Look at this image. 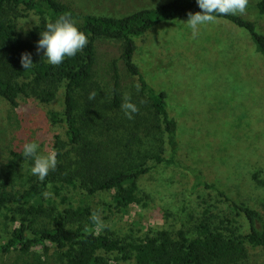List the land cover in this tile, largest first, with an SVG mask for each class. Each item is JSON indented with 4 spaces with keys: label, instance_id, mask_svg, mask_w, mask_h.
<instances>
[{
    "label": "trees",
    "instance_id": "1",
    "mask_svg": "<svg viewBox=\"0 0 264 264\" xmlns=\"http://www.w3.org/2000/svg\"><path fill=\"white\" fill-rule=\"evenodd\" d=\"M19 5L37 13L41 21L24 37L17 21L0 13V96L14 107L19 106L21 95L50 103L63 87L62 110L51 111L50 118L63 127L64 135H55V170L43 182L22 189L13 186L16 168L34 161L25 159L22 150L11 151L8 177L0 179V220L9 227L0 240V264H54L52 255L60 264H112L113 257L133 264H264L263 258L254 259L255 251L264 250V215L231 201L205 171L182 155L178 120L168 108L166 94L148 82L134 58L137 39L162 21L200 11L196 0H171L123 16L84 13L61 0H0V12ZM255 5L264 14V0ZM61 16L70 17L87 35L88 44L53 66L36 46L46 25ZM220 17L248 30L264 55V34L257 31L255 21L239 15ZM102 38L123 42L120 59L140 86L139 93L130 97L139 108L131 120L121 109L124 91L118 59L112 61L110 89L95 79L97 43ZM23 52L31 53L34 64L29 69L21 66ZM93 91L96 95L90 100ZM159 165L185 169L193 177L191 191L203 187L218 192L230 212L204 200L192 228L148 226L133 237L109 228L101 231L90 219L89 205L59 209L44 201L45 187L56 182L89 195L113 192L114 208L125 214L133 204H149L151 194L143 192L140 179Z\"/></svg>",
    "mask_w": 264,
    "mask_h": 264
},
{
    "label": "rangeland",
    "instance_id": "2",
    "mask_svg": "<svg viewBox=\"0 0 264 264\" xmlns=\"http://www.w3.org/2000/svg\"><path fill=\"white\" fill-rule=\"evenodd\" d=\"M61 1L84 13L123 16L171 0ZM258 1L249 0L243 17L255 21L257 31L264 34V14L255 5ZM0 13L17 21L24 37L41 21L37 13L22 5L6 6ZM187 19L162 21L148 30L137 39L135 61L148 82L165 92L168 108L178 120L182 155L205 171L231 201L250 205L264 215V184L260 182L264 180V55L248 30L226 18L218 17L215 24L202 27L195 39ZM122 45L116 39L98 41L95 79L110 89L112 61L118 59L122 89L131 97L139 93L135 87L138 82L120 59ZM63 91L61 87L50 103L21 95L18 107L0 96V179L8 177L11 151H21L26 142H37L42 153L56 152L55 135L63 136L64 130L52 123L50 112L62 110ZM32 166L28 160L17 166L15 189L38 180L31 174ZM192 178L185 169L157 166L139 183L143 192L151 194L149 204H133L125 214L114 208L113 192L89 195L81 188L63 187L56 182L45 187L44 201L59 209L69 204L89 205L102 221L101 231L109 228L133 237L141 235L142 228L148 226L192 228L198 222L204 200L218 210L230 212L218 192L203 187L191 191ZM243 230H247V225H243ZM8 231L2 218L0 240ZM259 254L264 255V250L255 251L254 259H264ZM114 258L112 264H133ZM50 259L60 264L56 255Z\"/></svg>",
    "mask_w": 264,
    "mask_h": 264
},
{
    "label": "clouds",
    "instance_id": "3",
    "mask_svg": "<svg viewBox=\"0 0 264 264\" xmlns=\"http://www.w3.org/2000/svg\"><path fill=\"white\" fill-rule=\"evenodd\" d=\"M200 11L187 13L188 19L185 21L191 29L192 37L195 39L202 27L215 24L220 16H243L247 13L249 0H196ZM88 44L87 35L80 31L76 24L68 16H61L55 22H49L46 30L41 32L37 42L36 51H43L47 63L53 66L60 65L66 57H74L82 51ZM20 63L23 69L33 66L31 53H21ZM139 91V84L135 85ZM95 91L89 94V99L95 98ZM121 109L127 119H133L134 114L139 112V108L131 101L128 93L124 94ZM40 145L35 142H26L22 147V156L25 159L31 158L34 163L30 171L40 182H43L50 171H54L58 160L55 151L42 153L39 151ZM90 219L98 226L103 227L99 215L94 211Z\"/></svg>",
    "mask_w": 264,
    "mask_h": 264
}]
</instances>
